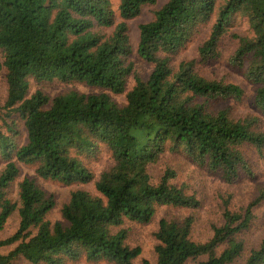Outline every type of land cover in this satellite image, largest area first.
Returning <instances> with one entry per match:
<instances>
[{"label": "trees", "instance_id": "obj_1", "mask_svg": "<svg viewBox=\"0 0 264 264\" xmlns=\"http://www.w3.org/2000/svg\"><path fill=\"white\" fill-rule=\"evenodd\" d=\"M155 1L118 0L116 21L111 0H0V71L6 86L0 105V231L12 216L18 221L16 230L0 239V264H133L141 248L128 244L124 222L147 224L161 206H199L195 196L171 182L173 169L152 181L148 167L166 152H182L227 184L241 174L252 176L242 147L262 152L264 130L254 129L253 118L233 119L226 109L206 108L210 100L239 101L243 89L201 76L195 60H182L174 69L170 57L195 27L215 17L197 54L201 61L214 59L230 18L244 16L252 36H236L230 63L247 64L245 76L256 85L254 104L264 115V0H167L138 25L136 53L152 69L146 79L133 74L134 84L126 90L132 74L128 21ZM29 79L83 83L124 93L125 102L103 92L29 94ZM102 150L112 163L95 176L89 160ZM20 163L33 166L34 176L18 181L15 200L10 194ZM36 178L92 183L94 193L73 189L60 207L61 220L51 222L47 216L55 198ZM263 200L264 188L242 211L230 210L223 200V223L212 225L204 242L191 237L192 216L160 217L155 260L143 258L141 264H264V237L245 255L244 242L236 237L250 228L254 207Z\"/></svg>", "mask_w": 264, "mask_h": 264}, {"label": "rangeland", "instance_id": "obj_2", "mask_svg": "<svg viewBox=\"0 0 264 264\" xmlns=\"http://www.w3.org/2000/svg\"><path fill=\"white\" fill-rule=\"evenodd\" d=\"M167 0H156L154 4L145 5L140 13L133 19L128 21V35L132 45V52L128 61L132 64V74L127 78L126 90L130 89L134 84L133 74L146 79L151 72L152 65L136 53V45L138 41V25L148 22L153 18L154 12L160 8ZM221 0L220 3H222ZM112 9L115 12L116 21L118 17V0H111ZM215 17L209 22L200 24L195 27L192 36L187 43L181 47L176 53L170 57V65L175 69L178 63L182 60H195V70L201 76L211 80H221L225 83H234L243 89V96L239 101L233 99H216L206 103V108L212 112L220 109H226L228 114L233 119L253 118L254 129L264 130V115L257 109L254 104V94L256 85L249 81L246 76V65L237 67L230 63L237 44L236 36H252L247 19L240 15L234 14L226 26V32L222 35L218 42V55L214 59L201 61L197 54L198 48L207 38L210 28ZM112 28L104 31L110 32ZM41 90L50 98L70 90L78 91L79 93H107L116 103L122 104L125 102V94H114L108 90L91 87L78 82H43L37 83L33 79H29V94L35 90ZM6 93L4 71H0V105L3 104ZM203 100V99H200ZM19 141L24 142L25 133L22 123H19ZM243 152L249 162L252 170V176L241 174L238 179L232 183H226L218 172L209 171L204 167H197L190 159L182 152H166L162 154L156 163L148 167V172L154 183L159 181L163 171L166 168H171L175 171V177L171 182L176 186H182L184 191L192 194L199 201V206L194 209H180L173 207L161 206L157 209L156 214L149 223L139 224L133 222H124L121 227L127 231V242L130 246L139 245L141 248L140 256L134 260L133 264H141V260L146 258L154 262V246L156 240L154 232L157 229L158 220L160 217L172 219H183L185 216L193 217L191 229V237L198 242L207 241L212 234L211 226L223 223V200H228V207L232 211H242V209L252 201L258 192L264 188V150L257 152L254 147L244 145ZM91 168L96 176L99 172L111 165V159L108 154L102 150L97 158L89 160ZM4 165L1 163L0 168ZM19 172L15 180L11 196L17 199V184L24 176H34V168L30 165L18 164ZM37 184L48 193H51L56 205L49 212L47 219L51 222L61 220L60 207L67 201L70 192L79 187H85L94 193L92 183L86 185L72 184L65 185L54 180H43L36 178ZM254 218L250 228L237 235V238L242 239L245 245L243 255L248 252L249 248L257 246L259 241L264 237V200L254 207ZM17 217L12 216L6 223L3 230L0 231V239L11 235L17 228ZM221 247L218 249L220 251ZM8 249H3L6 252ZM18 264H24L23 261H18ZM70 264H112L105 261L96 263L80 260ZM189 264H193L190 262Z\"/></svg>", "mask_w": 264, "mask_h": 264}]
</instances>
